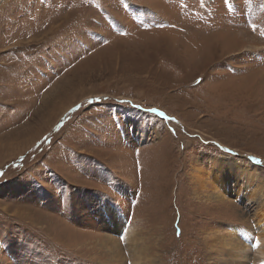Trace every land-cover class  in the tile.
Masks as SVG:
<instances>
[{
    "label": "rangeland",
    "instance_id": "rangeland-1",
    "mask_svg": "<svg viewBox=\"0 0 264 264\" xmlns=\"http://www.w3.org/2000/svg\"><path fill=\"white\" fill-rule=\"evenodd\" d=\"M263 214L264 0H0V264H254Z\"/></svg>",
    "mask_w": 264,
    "mask_h": 264
},
{
    "label": "bare ground",
    "instance_id": "bare-ground-1",
    "mask_svg": "<svg viewBox=\"0 0 264 264\" xmlns=\"http://www.w3.org/2000/svg\"><path fill=\"white\" fill-rule=\"evenodd\" d=\"M220 162H221L220 167L222 169V174H220L218 176V178H217V175L215 174V173L219 174V172L217 170H213V171H216V172L215 173L211 172L209 174H211V176L214 178L213 180L219 181L224 187H226L227 182H229V178L228 177L231 176L232 173L234 175H237V174L245 175L247 173L249 174V172H250L249 169L244 168L240 162H234V160H231L229 163H227L226 161L221 160V159H220ZM216 165L218 166V164H216ZM205 181H206V178H205ZM205 181L203 180V177L201 176V178L198 180V182H199L198 184H199L200 188H204L205 187V185H206ZM223 194L224 193H222V195ZM214 197H217V196L215 195ZM218 197H220V196L218 195ZM224 198H225V196L223 195V197H221L220 199L224 200ZM258 223H262L263 226L261 224H259L261 228L257 232L256 237L254 235V237L252 238V236H251L252 234H248V233L246 234V236H247L246 238L248 240H250L249 242H251V244L248 242V244L243 245V247L239 246V248H236L237 245L235 244L236 246L234 245V248H227V245H231V240L228 243H225L224 241H221L219 243V246H213V247L210 246L209 249L213 248V250H215V251L217 249V252L219 253V252H221V248L220 247H223L227 252L234 254V252H237L238 250H241V251L245 252L249 248L254 246L256 248L257 255L260 256L261 259L264 258V214L260 215V221H258ZM260 232H262V233L260 234ZM232 233L235 235L234 232H232ZM109 253H111V252H109ZM220 255L222 257H224L223 253H221ZM238 255H240V253ZM240 257H243V256H240ZM256 262L257 261H255L254 264H264V260L259 261L257 263ZM218 264H247V262L241 261V260H236V261L233 262V261H231V259L229 260V259H226V258H219Z\"/></svg>",
    "mask_w": 264,
    "mask_h": 264
}]
</instances>
